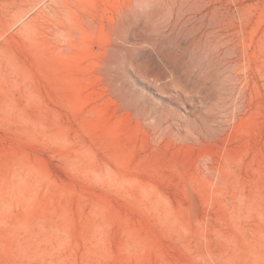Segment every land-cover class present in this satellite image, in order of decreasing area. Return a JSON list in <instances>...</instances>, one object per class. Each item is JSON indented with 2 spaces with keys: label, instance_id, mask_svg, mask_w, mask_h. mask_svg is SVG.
<instances>
[{
  "label": "rangeland",
  "instance_id": "rangeland-1",
  "mask_svg": "<svg viewBox=\"0 0 264 264\" xmlns=\"http://www.w3.org/2000/svg\"><path fill=\"white\" fill-rule=\"evenodd\" d=\"M0 264H264V0H0Z\"/></svg>",
  "mask_w": 264,
  "mask_h": 264
},
{
  "label": "bare ground",
  "instance_id": "bare-ground-1",
  "mask_svg": "<svg viewBox=\"0 0 264 264\" xmlns=\"http://www.w3.org/2000/svg\"><path fill=\"white\" fill-rule=\"evenodd\" d=\"M130 6V3H126L125 5L122 6L123 9H120L119 10V13L117 15V17L113 18L111 21H110V25L112 26L113 29H116L119 27V25H121V23L124 21V18H125V10L128 9ZM125 44H128V41L127 40H124ZM145 76V75H144ZM146 77V76H145ZM152 79V78H151ZM153 80H155V83H158L159 82V79H155L153 78ZM152 80V81H153ZM154 82V81H153Z\"/></svg>",
  "mask_w": 264,
  "mask_h": 264
}]
</instances>
